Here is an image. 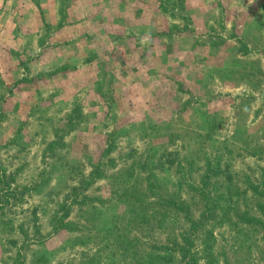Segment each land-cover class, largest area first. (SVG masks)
Here are the masks:
<instances>
[{"label":"rangeland","instance_id":"374dc122","mask_svg":"<svg viewBox=\"0 0 264 264\" xmlns=\"http://www.w3.org/2000/svg\"><path fill=\"white\" fill-rule=\"evenodd\" d=\"M147 4L68 50L0 0V264H264V0Z\"/></svg>","mask_w":264,"mask_h":264},{"label":"crops","instance_id":"0c3cea01","mask_svg":"<svg viewBox=\"0 0 264 264\" xmlns=\"http://www.w3.org/2000/svg\"><path fill=\"white\" fill-rule=\"evenodd\" d=\"M60 1H68V7L63 8ZM122 1L124 0H46L50 13V27L58 24L59 18L65 22L61 28L52 30L50 46L53 47L52 49L74 50L82 47L81 39L85 34L101 32L103 35H107L106 38L124 34L127 32L128 26L126 28L123 19H140L142 24H138L140 23L138 21L134 32L142 37H149L152 17H160L156 14L152 15L150 6L147 4L152 0H125L129 3L127 10H122L119 5ZM136 4L139 5L138 9H132V5L135 8ZM20 7L16 9V13L17 11L22 12L19 10ZM61 8L65 11L62 12ZM60 13L62 15H58ZM99 18L100 20H97ZM99 23L101 24L98 25ZM142 64L145 65L144 62Z\"/></svg>","mask_w":264,"mask_h":264}]
</instances>
